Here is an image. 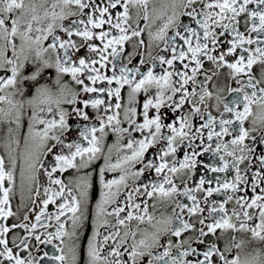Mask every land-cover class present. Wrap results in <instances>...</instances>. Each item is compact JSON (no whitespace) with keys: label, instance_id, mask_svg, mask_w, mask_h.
<instances>
[{"label":"snow or ice","instance_id":"1","mask_svg":"<svg viewBox=\"0 0 264 264\" xmlns=\"http://www.w3.org/2000/svg\"><path fill=\"white\" fill-rule=\"evenodd\" d=\"M0 264H264V0H0Z\"/></svg>","mask_w":264,"mask_h":264},{"label":"flooded vegetation","instance_id":"2","mask_svg":"<svg viewBox=\"0 0 264 264\" xmlns=\"http://www.w3.org/2000/svg\"><path fill=\"white\" fill-rule=\"evenodd\" d=\"M141 26H143V22L141 23ZM145 39H147L146 35H145ZM70 123L75 124V121H70ZM73 135H74V134H73ZM204 159L209 160L210 162H214V161H212V158H211L210 154L206 155V156L204 157ZM70 174H71V173H69V175H70ZM221 175L223 176L224 174H221ZM94 198H95V197H94Z\"/></svg>","mask_w":264,"mask_h":264}]
</instances>
